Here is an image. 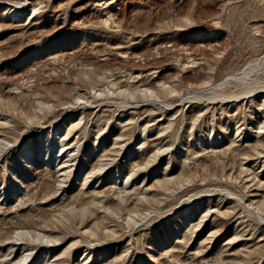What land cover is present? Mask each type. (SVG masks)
Instances as JSON below:
<instances>
[{"label": "rangeland", "instance_id": "374dc122", "mask_svg": "<svg viewBox=\"0 0 264 264\" xmlns=\"http://www.w3.org/2000/svg\"><path fill=\"white\" fill-rule=\"evenodd\" d=\"M0 1V264H264V0Z\"/></svg>", "mask_w": 264, "mask_h": 264}, {"label": "bare ground", "instance_id": "6f19581e", "mask_svg": "<svg viewBox=\"0 0 264 264\" xmlns=\"http://www.w3.org/2000/svg\"><path fill=\"white\" fill-rule=\"evenodd\" d=\"M14 2V1H13ZM18 3V2H17ZM24 3V2H23ZM15 4V3H14ZM12 2H4V1H0V7H5V8H8V7H11V6H13L14 5ZM17 5V4H16ZM18 6V8H19V10H17V11H13V13H15V12H18L19 14H14L12 17H13V20L15 21V22H19L20 20H21V18H22V16H23V14H24V12L26 11V9L28 8L27 7V5H26V3L25 4H18L17 5ZM17 6H15V7H17ZM27 7V8H26ZM17 18H19V19H17ZM28 21V20H27ZM17 27H18V25H17ZM249 120V119H248ZM248 123V122H247ZM66 125H68V118L67 117H63V118H60L57 122H56V125H55V130H53L54 131V134H57L56 132H59V131H61L63 128H65V126ZM68 127V126H67ZM65 130H67L66 128H65ZM53 133V132H52ZM65 133H66V131H65ZM65 133L62 135V136H65ZM70 134V133H69ZM58 135V134H57ZM56 136V135H55ZM61 136V137H62ZM60 136H59V138H61ZM55 138V137H54ZM67 138V137H66ZM62 139V138H61ZM56 140V139H55ZM54 139H53V141H52V143H51V145H56V141H55ZM59 141H60V139H59ZM58 143V142H57ZM60 144V143H59ZM57 147V146H56ZM61 148V147H60ZM25 151V153L27 154V156H28V158L29 159H31V158H33V154H32V152L30 151V150H24ZM26 156V157H27ZM29 161H31V160H29ZM32 162V161H31ZM27 166V165H26ZM67 170V169H66ZM264 179V178H263Z\"/></svg>", "mask_w": 264, "mask_h": 264}]
</instances>
